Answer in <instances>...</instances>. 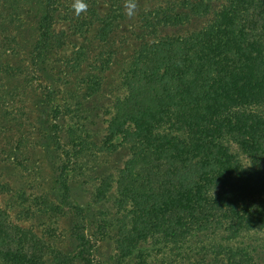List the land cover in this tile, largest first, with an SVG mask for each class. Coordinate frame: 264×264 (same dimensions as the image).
I'll return each mask as SVG.
<instances>
[{
	"label": "trees",
	"instance_id": "1",
	"mask_svg": "<svg viewBox=\"0 0 264 264\" xmlns=\"http://www.w3.org/2000/svg\"><path fill=\"white\" fill-rule=\"evenodd\" d=\"M0 1L14 8L6 18L19 19L21 0ZM24 1L38 18L30 60L13 66L0 47V77L23 76L41 91L33 103L45 124L54 187L34 175V161L10 151L17 118L2 92L0 264H150L165 248L182 252L187 264H264V250L243 241H264V0L142 6L137 43L119 66L118 93L102 94L88 122L95 141L126 154L92 190L77 184V192L70 165L59 158L66 106L49 70L61 3ZM102 21L104 40L110 13ZM110 59L104 69L115 65ZM82 79L87 96L100 94L102 76ZM66 210L73 257L61 244Z\"/></svg>",
	"mask_w": 264,
	"mask_h": 264
},
{
	"label": "rangeland",
	"instance_id": "2",
	"mask_svg": "<svg viewBox=\"0 0 264 264\" xmlns=\"http://www.w3.org/2000/svg\"><path fill=\"white\" fill-rule=\"evenodd\" d=\"M84 2L88 6L87 11L77 17L72 7L74 0H60V13L55 28L56 47L53 52L51 51L49 66L55 81H58V101L62 102L64 107L66 106L62 133L65 151L61 152L62 156L59 158L70 165L69 181L76 192L77 184H80L81 191L83 188L92 190L93 184H98L103 171L108 170V166H113L126 154V151L121 148L111 151L109 147L95 141L97 137H93L94 125L92 127L90 123V128L88 122L90 110L99 103L102 94L118 93L119 66L137 43L140 34L138 28L140 27V11L144 4H148V0H136L135 15L129 18L125 14V0H84ZM18 5L16 17L19 16V19L14 21L5 17L10 15L14 8L0 1V14L3 18V25L0 26V47L3 49L5 60L13 66L29 63L30 44L34 43L38 19L35 9L33 12L27 11L30 3L27 4L21 0ZM107 13H110L111 17V31L108 37L102 40L98 38L97 30L104 24L102 19ZM13 14L15 13L11 16ZM109 56L115 65L110 64L109 69H104L103 60ZM99 70L102 71L99 73ZM88 73L103 77L100 94L86 95L82 78ZM23 78V76H18L17 79L0 77V95L6 92L5 98H8L9 102L7 106L15 115V119L17 118L13 125L14 139L11 142L13 146L10 151L14 149L17 157H25L30 162L34 161L35 163H31L34 175L38 172L46 188L50 190L54 187V178L52 177L53 167L46 159L48 155L43 146L45 124L35 109L36 103H33V99L35 100L38 95L41 96V91H33L32 87L28 88L22 81ZM11 90L13 91L10 95L8 92ZM59 158L52 163H58ZM57 166L55 164L54 168ZM72 216V213L66 210L60 224V234L63 233L61 244L66 252L71 253V257L74 256L75 248L69 238ZM243 241L252 243L253 246L257 245L258 251L263 253L264 246H260L264 242L262 239L256 240L249 237ZM108 245L110 246L107 241L103 242L102 250H106ZM186 258L182 252H173L165 248L153 254L150 264H187ZM74 263L82 264L76 260Z\"/></svg>",
	"mask_w": 264,
	"mask_h": 264
},
{
	"label": "clouds",
	"instance_id": "3",
	"mask_svg": "<svg viewBox=\"0 0 264 264\" xmlns=\"http://www.w3.org/2000/svg\"><path fill=\"white\" fill-rule=\"evenodd\" d=\"M74 13L77 17H79L82 13L87 11V4L84 2V0H74V3L72 5ZM125 14L132 18L135 15L136 12V0H126L125 2Z\"/></svg>",
	"mask_w": 264,
	"mask_h": 264
}]
</instances>
